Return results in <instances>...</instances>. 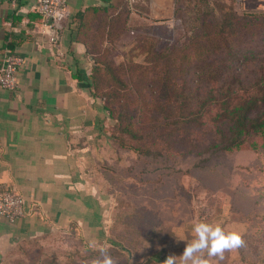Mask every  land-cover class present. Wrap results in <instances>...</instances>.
<instances>
[{"label": "rangeland", "instance_id": "obj_1", "mask_svg": "<svg viewBox=\"0 0 264 264\" xmlns=\"http://www.w3.org/2000/svg\"><path fill=\"white\" fill-rule=\"evenodd\" d=\"M149 1L122 5L118 16L103 19L92 51L103 70L99 93L105 100L120 87L109 69L134 85L135 68L162 66L205 20L221 23L236 14L264 23V0H172L171 17L160 20L145 12L143 3ZM245 34L241 46L252 40L249 46L264 58V25ZM117 124L110 120L106 146L85 172L91 190L104 199L103 237L87 242L78 231L59 232L25 243L4 264H95L103 260L102 248L113 264H163L170 255L181 264L179 256L194 238L193 225L201 221L236 230L244 242L226 250L222 260L203 254L210 264H264V148L255 151L248 144L204 156L147 157L120 146Z\"/></svg>", "mask_w": 264, "mask_h": 264}, {"label": "crops", "instance_id": "obj_2", "mask_svg": "<svg viewBox=\"0 0 264 264\" xmlns=\"http://www.w3.org/2000/svg\"><path fill=\"white\" fill-rule=\"evenodd\" d=\"M119 3L68 0L51 43L37 0L0 1V64L8 50L24 58L17 89L0 88V190L15 188L35 205L15 223L0 216V264L25 243L59 232L78 231L87 242L103 237L104 199L85 172L106 146L111 118L88 85L94 61L85 40L93 18L117 15ZM172 3L143 5L160 20L171 17Z\"/></svg>", "mask_w": 264, "mask_h": 264}, {"label": "trees", "instance_id": "obj_3", "mask_svg": "<svg viewBox=\"0 0 264 264\" xmlns=\"http://www.w3.org/2000/svg\"><path fill=\"white\" fill-rule=\"evenodd\" d=\"M122 5L129 7L130 0H120L119 8ZM114 16L105 12L93 18L85 41L95 63L88 85L117 121L119 135L114 137L121 147L147 157L204 156L248 144L255 151L264 148V58L249 46L252 40L241 46L245 31L263 22L236 14L221 23L205 20L188 44L169 54L162 66L135 68L134 85L124 84L118 71L109 69L120 87L105 100L99 93L103 70L92 49L103 19ZM125 93H131L133 100ZM139 102L141 106L131 110ZM142 112L143 118L138 117Z\"/></svg>", "mask_w": 264, "mask_h": 264}, {"label": "built area", "instance_id": "obj_4", "mask_svg": "<svg viewBox=\"0 0 264 264\" xmlns=\"http://www.w3.org/2000/svg\"><path fill=\"white\" fill-rule=\"evenodd\" d=\"M2 1V0H0ZM16 4L18 0H3ZM138 0H130L131 4ZM247 2L249 0H240ZM38 12L42 18V29L48 36L51 43L59 40L58 28L66 19L68 11V0H37ZM24 64V58L7 51L5 60L0 64V88L7 91L17 89V74ZM35 212V205L28 202L26 198L15 188L0 190V216L9 222L26 217L29 213Z\"/></svg>", "mask_w": 264, "mask_h": 264}, {"label": "clouds", "instance_id": "obj_5", "mask_svg": "<svg viewBox=\"0 0 264 264\" xmlns=\"http://www.w3.org/2000/svg\"><path fill=\"white\" fill-rule=\"evenodd\" d=\"M194 238L188 243L181 257V264H210L209 258H224L226 250L238 249L243 245L241 234L236 230H228L220 224L201 221L193 225ZM103 260L95 264H113L112 257L106 248H102ZM163 264H177V256L170 255Z\"/></svg>", "mask_w": 264, "mask_h": 264}]
</instances>
